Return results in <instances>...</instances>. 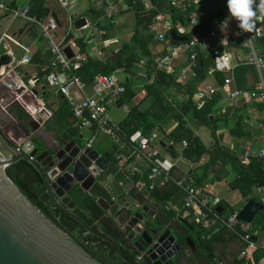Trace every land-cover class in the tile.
<instances>
[{"label": "trees", "instance_id": "obj_1", "mask_svg": "<svg viewBox=\"0 0 264 264\" xmlns=\"http://www.w3.org/2000/svg\"><path fill=\"white\" fill-rule=\"evenodd\" d=\"M222 3H227V0H220ZM31 14L38 15L39 17L47 16L52 7L47 4L48 0H31ZM131 7L136 11V27L133 38L125 42L120 50L111 55L106 61L101 59L91 58L83 63L78 71L82 78L91 83L94 76L98 73L110 74L114 71L125 70L128 73H136V65H138L144 58H147L145 63V95L138 101H135L137 96L136 91L133 89L132 82L124 80L126 87L125 92L122 94L118 102L122 103L127 110L119 122L120 127L119 137L123 144L124 152L129 156L128 161L134 160L135 156L132 154V138L134 135L140 133L144 136H149L153 131L158 130L161 140L164 137H169L171 143L166 147L174 156L177 155L175 149L177 144H183L184 140L188 141L185 146L183 154L189 158L196 155V159H200L203 154L208 153V161L198 168L190 180L191 184L197 188L205 187L210 181L211 168L222 169L226 165H231L235 170L236 175L231 180L230 186L233 190L239 191L245 199H257L254 193L256 186H264V156L252 154L250 157L245 156V148L242 154L233 152L229 146L223 142V136L217 134L222 121L228 123L231 117L236 116L240 118L239 110L234 106L231 107L227 113L216 114V105L220 100L221 93H217L212 97H207L202 103L196 96L199 85L207 79L211 68L215 67L216 59L213 49L204 51L199 47L197 50V67L196 77L190 78L187 82L182 83L177 80L176 74L169 71L167 68H158L159 60L164 57L173 44L179 43L170 36L171 30H176L179 34L185 35L190 40L192 36L201 30L200 25L205 19L200 15L199 27H192L189 22V10L183 11L178 7L171 4V0H152L154 7L147 9L142 0H129ZM162 12H169L172 16L173 25L165 32L168 42L161 41L151 26L155 23ZM224 13L219 10L216 16ZM179 26L185 27L184 32L179 31ZM236 32V31H235ZM225 33L221 42L214 48L227 49L230 45L242 49L241 44L237 41V33ZM239 39V38H238ZM79 43L85 49L86 45L83 39H78ZM160 46V47H159ZM259 46L264 52V38L259 40ZM157 49V50H156ZM187 61H177L174 68L186 66ZM255 76L254 84H249V74ZM138 74V73H136ZM233 77V88L241 90H251L255 87L259 78L257 68L252 63H242L235 67L232 71L226 69H216L214 77L219 85L225 83L226 78ZM12 97H16L23 92L20 86H13ZM173 90L182 94L185 97L183 100L176 101V96L173 95ZM174 96L173 101L170 97ZM149 98L152 100L150 102ZM251 106L259 112L261 123L264 125V101L252 99ZM200 102V104H199ZM33 111L34 106L28 105ZM12 112L19 114L21 118L28 117L25 107L22 103H13L10 107ZM68 112L72 114L68 104ZM196 118L198 122L209 126L214 138V143L211 147L207 148L199 136L195 135L193 130L188 126V119ZM173 120V121H171ZM236 121V125L232 127V134L238 137L242 135L243 122ZM176 126L168 130L173 122ZM78 131V130H77ZM249 133V131H246ZM104 141L108 142L106 148H103L101 153L105 155L110 164L104 171L102 182L94 189V195H88L82 203L81 207L85 204H93L101 209V206L96 202V196L109 197V188L113 192L125 193L129 190L132 194H138L142 200L153 199L156 202L162 203V212L166 213L170 219L177 216V211L172 207L171 202L181 203V198L184 199L185 191L176 184L173 180L165 181L164 183L158 182L153 188H150V179L148 177L150 166L144 176H133L127 179L128 173L120 169V156L119 151H122L121 144L114 142L109 137H104ZM159 147H163L159 142ZM8 175L19 185L24 193L36 203L39 195L44 190V184L37 171L26 161L22 160L14 163L7 168ZM112 181L108 183L109 178ZM218 177V176H217ZM213 179V178H212ZM131 181L134 183L131 184ZM144 186H139L140 182ZM122 182V183H121ZM121 183V185H120ZM107 184V187L104 185ZM147 194V195H146ZM224 205V200H219L216 205ZM216 205L215 208L217 207ZM43 212L48 215L53 221L69 232L79 243L88 249L94 256L101 259L98 251L93 250L89 246V242L94 237L88 233L81 224L76 220L59 211L54 207L52 202L46 203ZM235 210V209H234ZM78 211V210H77ZM89 223L93 220L87 218L85 214L78 211ZM221 216L223 214L221 213ZM190 218H185L188 222L187 231L192 238L195 239V245L200 249L201 253L211 261L221 264H244L243 259L239 258V253H233L232 259L228 263H224L222 256L226 254V249L230 243H237L241 245V249L247 245V242L242 238L248 235V230L242 227L241 222L235 225L236 231L231 230L228 226L223 225L221 219L215 218L213 214H209L203 220L198 221L191 211ZM98 218V217H97ZM255 224H259L264 228V211L260 212L255 218ZM192 228V229H191ZM252 237V235H250ZM219 244H222L220 254L217 255ZM240 249V250H241ZM259 261V255H255V263ZM106 264H119L118 261L112 263L105 262ZM124 264H128L123 262ZM120 264H122L120 262ZM245 264H251L245 263Z\"/></svg>", "mask_w": 264, "mask_h": 264}, {"label": "water", "instance_id": "obj_2", "mask_svg": "<svg viewBox=\"0 0 264 264\" xmlns=\"http://www.w3.org/2000/svg\"><path fill=\"white\" fill-rule=\"evenodd\" d=\"M52 15L61 27L57 14L53 12ZM75 24L82 26L85 19L80 18ZM200 28L206 32L209 25L203 22ZM170 36L179 42L188 40L176 30H171ZM65 50L73 55L70 47ZM11 59L5 50L0 52V71ZM8 81L15 85L14 80ZM3 87L4 83L0 82V95ZM32 91L38 94L36 89ZM22 98L26 99L27 95L23 94ZM4 128L11 129L14 136ZM18 130L21 134H16ZM63 138L65 142L55 141L30 108L28 117L17 118L0 103V144L9 150V156L0 152V264H105L43 212V206L50 201L87 232L111 244L126 262L146 264L129 258L117 239L97 230L77 211L79 194H95L94 189L102 182L110 160L93 147H87L81 133L73 139L64 133ZM170 143L169 137L161 140L163 147ZM22 160H26L43 180L44 190L36 203L7 173L8 166ZM96 202L105 211L103 218H108L128 243L136 240V244L142 246V254L150 260L149 264H177L180 230L171 223L181 222L187 226L183 216L163 219L153 200H142L128 191L112 203L105 196H96ZM216 209L224 218L234 210L222 206ZM238 211V220L253 223L264 211V203L246 199ZM187 239L195 248L193 239L189 236Z\"/></svg>", "mask_w": 264, "mask_h": 264}, {"label": "crops", "instance_id": "obj_3", "mask_svg": "<svg viewBox=\"0 0 264 264\" xmlns=\"http://www.w3.org/2000/svg\"><path fill=\"white\" fill-rule=\"evenodd\" d=\"M142 1L147 9L154 7L152 0ZM31 4L32 2L30 1V5ZM47 4L52 7V10L49 14L55 12L62 23L60 33H64L67 30L70 24V19H72L74 22V27L71 30V35L73 34V36L77 37L78 39H83V42L86 45L85 49H100L103 52L101 59L104 61L120 50L125 42H128L133 38L137 23L136 11L133 7H131L129 0H66L68 7L67 9L57 0H48ZM226 9L227 3H222L220 0L208 1L197 7L198 13L203 15L205 18H208L205 21H207L209 26L212 25L216 19H218L216 13L219 10L225 11ZM109 11L111 12L109 13ZM8 18L11 17L7 13L0 10V52L3 53L5 50V52L9 53V51H11L14 53L15 60L19 61L28 53V51H30L32 56L31 62L19 63L17 65L18 77H20L22 80L20 83L25 85V87H20L24 90L28 88L26 86H28V81L30 78L42 73L43 68L49 62L51 54L48 49V42L43 37L39 25L28 19L19 18L20 20H26L23 26L24 28L19 30L13 28V30L9 32L10 24L3 26L6 24L5 21ZM80 18L85 19V24L82 26H77L75 23ZM172 25L173 22L171 14L169 12H162L151 28L155 32L156 36H159L160 33H165L167 30H169ZM97 29H102L104 31L103 36L96 35L91 38V32H94ZM225 33L236 34L233 27L227 29L225 28L221 31L219 39H216L212 43L206 44L202 50H212L219 42H221L220 39H223V35H225ZM4 35H7V38L3 37ZM9 35L18 43L13 40H9ZM237 41L240 43L238 38ZM228 51L234 56H245L247 54L246 50L240 49V47L236 48L232 45L229 46ZM146 61L147 58H144L138 65H136V73L138 74H130L125 70L116 71L117 74L124 80L132 82L133 89L137 93V96L135 97L136 102H138L146 93L145 76L142 75L145 73ZM8 79H10L9 76L3 81H0L4 83L2 94L0 95V103H2V106L7 108L15 117L21 118L19 114L15 113V111L12 112L10 110V107L13 103H22L24 107H27L25 109L28 114V105H32L34 106L33 113L38 119H40L42 126L46 127L52 137H54V130L64 131L65 133L69 132L72 134H82L81 131H83V129L81 128L77 119L73 116V114L68 112V103L66 99L57 91L55 87L46 84L43 86H30L29 88L32 90L36 89L38 91L37 95H27L26 99L21 97L20 100L12 101V99L10 100L9 98H13V86H16L18 83L12 85L9 81L7 82ZM10 80L13 81L12 78ZM248 80L249 84H254L255 76L250 73ZM202 84H218L214 77V72H212V68L209 71V76L205 81L202 82ZM138 88L141 91L140 94H138ZM172 93L176 96V101H181L185 98L182 96V94H178V92L175 90H173ZM173 97L174 96L170 97L172 101L175 99ZM226 103V94L223 90V92H221L220 100L216 105L217 115L222 113L221 109L226 105ZM252 103L253 100L250 96L245 95L242 97L235 106L239 110L240 118L238 119L236 116H233L228 123L222 121L220 123L219 129L217 130V134L220 137L223 136L222 142L226 146H229L233 152L239 153L241 155L243 149L246 147L250 149L251 153H262V156H264V125L261 123L259 112L251 106ZM126 114L127 110L122 103L118 101L111 102L109 107V115L114 118L113 119L110 116L114 122L118 123L124 116H126ZM240 119H242L241 121L243 122L241 132L244 135L238 137L232 134V127L235 126L236 121ZM187 123L188 126L193 130L194 134L200 137L203 144L207 148L213 145L214 138L209 126L198 122L196 118H189ZM175 126L176 122L174 121L168 130H171ZM247 130L249 133L246 132ZM9 132L12 136L11 129H9ZM99 137L104 139L105 136L100 135ZM107 144L108 142H104L101 149L106 148ZM167 146L162 148L159 147V151L161 158L164 159V161H166L169 165L172 163V165H170V170L175 179H191L193 173H195L196 170L198 171V168L204 165L209 158L208 153L203 154L200 159H196V155H193L194 157L192 158L185 156L183 154L185 146L181 143L177 144V149H175L177 155L174 156L172 152L166 148ZM120 149H123V146H121ZM242 155H244V153ZM119 156L120 169L128 173L127 179L138 175L144 176L149 168L148 163L144 160L134 159L128 161L129 156L124 152V149L119 151ZM235 175L236 172L231 165H226L222 169H219L218 165L216 166L215 170L211 168V179L209 183L202 188L209 198L211 205H216L217 202L222 199L224 202H226V204H219L216 206H222L224 209L231 207L235 210H239V208H235L233 206V201H231V198H229V192L233 190L230 186V182L235 177ZM111 181L112 179L110 177L108 183ZM133 183L134 182L131 181V184ZM237 192L239 193V191ZM254 193L257 196V199L262 201V198L264 197V186H256ZM240 197L242 199L241 202L243 206L246 199L242 197L241 194ZM181 200L182 204H175L171 202L172 207L177 211V215L192 219L193 217H190L191 213L189 214L188 210L184 207V199L181 198ZM255 234L256 235L252 236L255 237V239H252L257 240L258 247L253 251L254 264H264V245L262 244L264 243V228H261V226L258 224ZM189 237H191V235ZM192 239L195 244V239ZM236 244L237 243L233 242L228 245L226 254L222 256L224 263H228L232 259V252H240L239 249H235ZM188 245L191 246L192 244L189 242ZM221 246L222 244H219V249H217L216 253L217 255L220 254ZM255 255H259V261L257 263H255ZM202 256L204 262L203 264H221L208 260L204 254H202ZM243 263L245 264V261H243Z\"/></svg>", "mask_w": 264, "mask_h": 264}, {"label": "built area", "instance_id": "obj_4", "mask_svg": "<svg viewBox=\"0 0 264 264\" xmlns=\"http://www.w3.org/2000/svg\"><path fill=\"white\" fill-rule=\"evenodd\" d=\"M31 0H0V10L7 13L11 18H24L28 19L40 26L43 37L48 42V49L50 51L49 62L43 68L41 74H37L29 79L28 88L23 92L12 98V101L20 100L23 94L33 95L30 86L37 85H52L57 91L66 99L70 106L73 116L77 119L83 130L88 131V135L82 132L85 145L93 147L100 135L109 137L114 142L123 146L120 137V127L118 123L114 122L109 115V107L112 101H118L122 94L125 92L126 87L124 79L120 77L116 71L110 74L98 73L94 76L91 83L85 81L79 74V70L83 63L91 58L101 59L103 52L100 49H83L79 43L78 38L71 35V30L74 27V22L70 19V24L64 33H60L61 27L57 19L49 14L45 18L38 17L31 14ZM66 9V0H57ZM208 1L214 0H171L174 7H178L183 11L189 10V22L192 27H199L200 14L197 7ZM111 11H109L110 13ZM110 16V15H109ZM202 17L207 20L203 15ZM207 22V21H204ZM233 27L240 40L242 49L246 50L245 56H234L226 49L214 48L213 53L216 59V65L212 68V72L216 69H226L232 71L235 67L242 63H252L256 66L259 78L255 87L249 91L233 88V77L226 78L223 85L200 84L196 92L197 98L202 103L207 97H212L217 93L225 91L227 103L222 107L221 112L227 113L231 107H234L238 101L245 95L250 96L252 99L264 101V52L259 46V40L264 38V23H258L257 29L253 33H242L238 27V22L230 17L228 8L222 15L209 26L206 32L202 29L195 33L192 38L186 42H179L173 44L168 53L159 60L158 68H167L176 74L177 80L185 83L190 78L196 77L197 67V50L199 47L202 49L206 44L214 42L219 39L220 33L223 29ZM171 28V27H170ZM169 28V29H170ZM179 31L184 32L185 27L179 26ZM104 31L97 29L91 32L90 37L96 35L103 36ZM3 37L7 38V35ZM158 38L161 41L168 42L165 33H160ZM9 40L15 41L10 35ZM17 42V41H15ZM18 43V42H17ZM70 47L73 55L70 56L66 52V48ZM8 53V52H7ZM11 62L8 66H2L0 71V81L6 77L13 79L17 86H24L18 77V64L29 63L32 60L30 51L21 59L15 60L14 53L9 51ZM102 60V59H101ZM186 66L174 68L177 61H187ZM146 76L145 73L142 74ZM199 102V104H200ZM27 108V107H25ZM85 136V137H84ZM132 154L137 160H144L150 166L149 179L150 188H153L158 182L164 183L168 180H173L177 185L182 187L185 191L184 207L188 210L189 214L193 210L194 215L198 221L206 218L210 213L217 219L223 221V225L228 226L231 230L236 231L235 225L237 222L242 223V227L248 230L249 234L242 236L247 242V245L240 250L239 257L245 263L254 264L253 251L257 249V240H253L250 235H256L251 232L252 223H245L238 220V210L224 218L221 213L217 211L214 205H211L209 198L202 188L193 186L188 178L175 179L170 170V165L161 158L159 151V142L161 138L158 130L153 131L149 136H144L140 133L132 138ZM183 145L187 146L188 141L184 140ZM245 156L250 157L252 154L249 148L245 147ZM254 155L262 156V153ZM264 203V197L262 198ZM264 245V243H262Z\"/></svg>", "mask_w": 264, "mask_h": 264}, {"label": "flooded vegetation", "instance_id": "obj_5", "mask_svg": "<svg viewBox=\"0 0 264 264\" xmlns=\"http://www.w3.org/2000/svg\"><path fill=\"white\" fill-rule=\"evenodd\" d=\"M4 131L5 132H9V129L7 130V128H4ZM64 133H65L64 131L54 130L53 131V134H54L53 139L55 141L65 142L64 138H63V134ZM16 134H21V131L18 130V132H16ZM65 134L68 137H70V139H73L77 135V134H72V133H69V132H66ZM12 136H14V135H12ZM7 151H9V150H7ZM42 182H43V180H42ZM104 185L107 187V184H104ZM108 188H109V191H110V195H109V197H107L109 202L112 203L114 201L119 200V196H121L122 194L121 193L120 194L119 193H117V194L115 193L114 194L113 189H111L110 187H108ZM127 191L130 192L129 190H127ZM89 194L90 193H87V192L86 193L81 192L79 194V201H78V205H77V210L82 212L83 214H85L88 219L93 220L92 225L97 230H99L100 232L105 233L107 235H110L111 237L117 239L119 241L121 247L123 248V251L125 252V254L129 258L135 259V260H141L144 263L149 264L150 260L148 258L144 257L143 254H142V252H143L142 246L136 244V240H135V242L128 243V241L125 240V238H124V234H121L116 229H114L112 227V225L110 224L108 218H103L104 215H105V211L102 208L99 209L96 206H94L93 204H85V206H83V207L80 206L82 201L85 198H87V196ZM131 195L138 196L137 193L136 194H132L131 193ZM154 202L159 207L158 214L160 215V217L163 218V219H169L168 215L165 212L163 213L162 210H161V208L163 207L162 203L156 202V201H154ZM54 207L56 209H58L55 205H54ZM59 211H61V210H59ZM170 221L171 220H169V222ZM171 224H173L176 228H178L180 230L179 231V235H178V243L180 245V250H179L180 251V256H179V258L177 260V264H203L204 263L203 262V256H202V253H201L200 249L197 248L196 246L194 248L192 245L191 246L188 245L189 241H188L187 237L190 236V235H189V232L186 229V225H184L181 222H175V223L173 222ZM91 235H93V234H91ZM93 236L94 237L89 242V246L93 250L98 251V254L101 257V259H100L101 261H103L104 263L105 262L112 263L113 261H118L119 264H120V262L122 264H124L123 262L128 263L118 254L116 249L111 244H109L108 242L104 241L103 239H101V238H99V237H97L95 235H93ZM128 264H130V263H128Z\"/></svg>", "mask_w": 264, "mask_h": 264}, {"label": "clouds", "instance_id": "obj_6", "mask_svg": "<svg viewBox=\"0 0 264 264\" xmlns=\"http://www.w3.org/2000/svg\"><path fill=\"white\" fill-rule=\"evenodd\" d=\"M227 8L242 33H253L264 23V0H227Z\"/></svg>", "mask_w": 264, "mask_h": 264}, {"label": "rangeland", "instance_id": "obj_7", "mask_svg": "<svg viewBox=\"0 0 264 264\" xmlns=\"http://www.w3.org/2000/svg\"><path fill=\"white\" fill-rule=\"evenodd\" d=\"M6 24H4L3 26H7V25H9L10 24V31L9 32H11L12 30H13V28H16L17 30H19V29H23L24 27V24H25V22H26V20H20L19 18H17V19H13V18H8V19H6ZM28 23V22H27ZM214 49V48H213ZM25 80H27V79H25ZM137 91H138V94H140L141 93V91H140V89L138 88L137 89ZM10 100L12 99V98H9ZM152 99L151 98H149V101H147V102H150ZM111 116V115H110ZM112 117V116H111ZM113 118V117H112ZM114 119V118H113ZM84 131V134L85 135H88V131L85 129V130H83ZM105 141H104V139H102L101 137H99L98 138V140H97V142L95 143V145L93 146V148L95 149V150H97L98 152H100V151H102V144L104 143ZM161 148V147H160ZM0 152L3 154V155H5V156H9V151H7L4 147H2V145L0 144ZM139 186H144V184H143V182L141 181L140 183H139ZM229 191V190H228ZM230 193V196H229V198H231V201H233V206L235 207V208H241L242 207V199H241V197H240V194L237 192V191H234V190H232L231 192H229ZM257 225L258 224H255V220H254V222L252 223V227H251V232H255L256 231V227H257ZM235 249L236 250H240V244H236L235 245Z\"/></svg>", "mask_w": 264, "mask_h": 264}]
</instances>
